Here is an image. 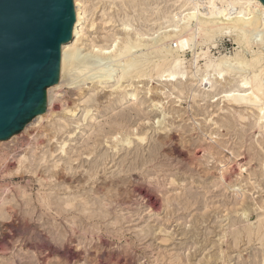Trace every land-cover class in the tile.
Wrapping results in <instances>:
<instances>
[{"label":"rangeland","instance_id":"1","mask_svg":"<svg viewBox=\"0 0 264 264\" xmlns=\"http://www.w3.org/2000/svg\"><path fill=\"white\" fill-rule=\"evenodd\" d=\"M85 3L88 15L98 10L94 13L96 28L85 25V48L77 53L76 63L89 64V73H85L87 69L79 75L72 73L60 98L53 101L51 116L27 126L12 141L0 143V264H263L264 237L249 235L245 230L257 227L259 218L253 215L244 219L247 217L242 211L246 206L252 209L259 203L264 205L262 164H250L249 159H243L240 165L235 163L229 148L237 147L236 138L227 135L225 128L209 135L216 127L212 118L218 121L220 114L217 104L209 102L210 85L198 83L200 76L174 86L155 76L127 80L124 84L133 82L131 86L115 91L119 64L98 56L94 47L109 44L118 27L115 30L103 23V10L109 8L105 0ZM74 4L76 8L75 0ZM218 41V47L211 48L216 57L232 54L238 47L230 36ZM186 56L193 61L192 51ZM102 67L114 69L110 83L100 78ZM231 82L222 87L231 88L235 80ZM78 85H83L81 91ZM128 90H139L137 99L119 102ZM71 108L77 109L72 113ZM253 113L246 121H251L249 125L235 123L238 129L247 130L244 139L248 144L239 151L243 153L251 144L264 157L259 146L261 134L249 130L255 123ZM117 121L126 125L124 130L114 129ZM139 125L146 132L144 143L134 136ZM124 135H132L129 139L133 144L122 142ZM190 139L203 141L204 147L189 151L184 146ZM221 160L226 165L219 164ZM199 162L205 163L208 170L201 169ZM220 165H229L231 170L225 180L220 176L226 167ZM242 165L247 168L244 166L241 175ZM256 170L260 177L252 174ZM234 187L247 192L248 205L238 203L236 193L240 191H233ZM45 200L53 206H46ZM58 203L67 212L60 215ZM231 230L241 233L235 236Z\"/></svg>","mask_w":264,"mask_h":264},{"label":"bare ground","instance_id":"2","mask_svg":"<svg viewBox=\"0 0 264 264\" xmlns=\"http://www.w3.org/2000/svg\"><path fill=\"white\" fill-rule=\"evenodd\" d=\"M75 1H76L77 19H76V24L74 27L73 39L70 42L64 44L62 47V62H61V73H60L59 82L56 85L48 89L47 111L44 114L36 117L32 121V123H29L28 127L32 126L33 124L36 125V122L41 121L42 119L47 118L52 115L53 101H55L54 100L55 98L57 99L60 98L59 96H60V93L63 92L65 81L69 79L72 73H76L79 75V74H82L86 69L87 70L85 71V73H87V71L89 73V70H88L89 64L83 63V62L78 63V61L76 63V60L79 58L78 56L79 54L77 55L79 50H81L82 48L83 49L85 48L84 38L87 35L86 33H84L85 25L88 24L90 25V27L96 28L94 27L95 24L97 23L96 18H94V15H95L94 13H96L97 9L96 8L94 10L92 9L93 11L90 10L93 13V16L88 15L89 9L86 6V3L88 4V2L85 3V0H75ZM105 1L109 4L108 6L109 8L107 9L104 8L105 9L103 10L104 16L102 17L103 19L102 18L101 19L103 20L104 24H107L108 26H114V28L115 27H118V28L117 30L115 28L116 30L115 35L111 39V42L109 44L101 45L97 48L94 47V51L98 53V56L100 57L105 56L104 58H106L107 56L108 57L107 59L112 58V60L114 59L116 61L115 63L118 62L120 69L115 67L116 70L118 69L119 71L118 72L119 74L117 75V79H116L117 82L116 84H114V87L116 86L115 91L117 90L122 91V89L125 90L127 86H131L133 82L131 84L129 83V85H125L124 83L125 81L127 80L131 81V79H134V78H138L142 80V78L145 79V77L154 78L156 76L160 79L162 78L165 81L170 82L171 84H173L172 86H174L176 84H184V82L189 81V80L194 81V79H197V77L200 76V78L197 79L198 83H200L201 85H203L204 83L206 85L207 84L210 85L211 90H208L207 92L210 93L211 99H214V101H210L211 100L210 99L209 102L216 103L217 104L216 106L219 107L216 109L220 111V114L218 115L219 116L218 121H215V118H212V122H214L213 124H215L216 127L218 125L219 126L217 127V129L215 127V130H213V132L209 135L213 136L217 134V132H221V128H225L227 131V135H230V137L233 136L234 139L236 138V141L234 144L237 145V147L235 146V148L234 147L229 148L232 154L235 155L234 156L235 157L234 159H236L235 163L237 164L239 163L240 165L243 159L247 161L249 159L250 164L253 161H259L260 162L259 164H262V168L260 169V172L261 174H264V161L263 163H261L264 157H262L263 155L261 154V151H259L257 148H255L251 144H249L246 147V150L243 153L239 151V149L241 150V148L246 146L245 143L247 142V140H245L244 138L247 135V130L244 131V130L238 129L239 125L238 127L235 125V123H237L238 121L241 122V125L243 124L249 125L251 121L249 123H246V121L252 117L251 112L252 113L254 112L253 115L255 116V123L252 122V124H250L249 130L259 131V133L261 134V138L263 140V141L261 140L262 143L259 146L261 147V150L264 151V4L260 0H201L200 3L195 4L193 6H191L190 2H185L184 0H105ZM97 5L98 3L96 4V6ZM88 16H91V18L88 19ZM150 22H153V23H150ZM152 24H154L155 26L152 27L151 26ZM224 36H230L231 40H233V42L237 44L238 47L235 49L234 53L232 54L220 53V55L216 57L211 53V48L218 47L217 45V43L219 42L218 40L222 39ZM174 40L177 41L176 48L173 46L174 45L173 43L175 42ZM149 45L150 47L148 48ZM187 51H192V54H193L192 62L189 61L186 56ZM80 53L82 54V51ZM202 61L204 62L203 64L200 65ZM113 70L114 69L109 70V68L103 69L102 67L100 71L103 73V76L100 78H103L102 79L103 81H109L113 79V76H114V74L112 73ZM97 71H99V69ZM92 75H95V73ZM234 80L236 84L234 82V85L231 88L227 89L226 86L222 87L224 83L231 82ZM66 84L68 85V83ZM104 85L105 84H103V86ZM82 87L78 85L77 89H80L81 91ZM139 87L140 86H138V88ZM113 88L111 89L112 91H114ZM138 91L136 90L126 91L125 93L122 94L121 98L119 99V102L124 101V103H127L132 100H135V98L137 99ZM178 91L180 92V88ZM177 99H178V96H177ZM153 101H156V100H153ZM198 105H200L199 102H198ZM76 109L71 108L69 109V111L73 113L75 112ZM89 111L90 110H88V113ZM137 112L140 115L141 109H138ZM213 112L215 113V111ZM221 114H228V115H226L225 117H223L224 115L220 117ZM90 116L93 118L92 115ZM86 117L88 116L86 115ZM207 120H206V123H208ZM117 122L118 124L116 125L114 129L124 130L126 125H124L123 122H122L123 124H121L119 121ZM139 126H141L140 128L138 127L139 132L136 133L137 135L134 134V136H138L137 138L138 141L140 143H144L147 140V136L145 134L146 132L143 133V126L142 125H139ZM124 136L126 137L122 139V142L129 141L128 145L134 142L132 140L131 142L129 139V137H131L132 135H124ZM14 138H16V136L12 137L10 140H7V141H12ZM116 138H117V141L120 139L117 136ZM228 142L230 143V140ZM0 143H3V142H0ZM114 146L117 147L118 144ZM124 146L127 149L126 145ZM184 147H186V149L188 148L189 151H194V150H199L203 148L204 143L203 141H195L193 139H190L185 142ZM211 147H214V146H211ZM61 150L66 151L65 147H62ZM210 153H212V151ZM218 153H221V152H218ZM215 154L214 155L212 154L213 157L215 156ZM20 162L22 165L23 164L22 160H20ZM222 162L223 164L226 165V163H224L223 160H221L218 163L220 164ZM198 165L203 166L201 169L208 170L205 163H200ZM239 165L238 166L236 165V166L239 167ZM228 166H225L226 169H224L225 168L224 166H221L223 167L224 172L222 176L220 177L224 178V180L226 177H228V174L231 171L230 169L227 168ZM244 166L242 165L241 169L239 168L241 170V173H240L241 175L245 171ZM248 166L250 165L248 164ZM248 171L249 170L246 169L247 173ZM59 173L61 174V172ZM207 173L208 171L205 174ZM252 174L259 176V177L261 176L259 174V171L257 170L253 172ZM90 177H93V175L91 174ZM243 181L245 182V180ZM172 182L176 183V180L174 179L172 180ZM247 184L250 185V183L248 182ZM252 186L253 188H255L253 184ZM260 186L261 185H259L258 187ZM258 187L256 188L258 189ZM233 191H240V189L239 188L235 189L234 187ZM239 193H236V196H238V199H239L238 203H242L243 205H248L249 196L247 197L246 195L247 192L246 191L244 192V190H242V192L240 191ZM204 200L205 199L203 198V201ZM46 204H47L46 206H49V207H51L52 205L51 203H48V202H46ZM60 205L61 204H59V206L56 205V207H57V212L60 215H62L63 213L67 211L66 209L62 208ZM257 206L256 208L253 206L252 209L249 206H246V208H244V210L242 211H244L243 215L244 216L246 215L247 217V218L244 217V219H249L251 218V216L257 215V217L259 218L257 220L259 223L258 226L257 227L248 226L245 230L247 231L249 235H252V236L253 234L255 236L261 235L260 239H262L264 237V205L259 203V206L258 207ZM207 207L205 208L208 209ZM237 207L235 208L237 209ZM241 208L243 209V207ZM258 210H263V211L262 213H258L257 212ZM58 213L57 215H59ZM244 222L246 223L247 221H244ZM233 232L234 231H232V233ZM234 233H235V236H237L238 234L241 233V230L236 231ZM164 241H166V239H164ZM221 252L223 254V251ZM221 264H222V261H221ZM240 264H243V263H240ZM254 264H258V262Z\"/></svg>","mask_w":264,"mask_h":264},{"label":"water","instance_id":"3","mask_svg":"<svg viewBox=\"0 0 264 264\" xmlns=\"http://www.w3.org/2000/svg\"><path fill=\"white\" fill-rule=\"evenodd\" d=\"M43 2L0 0V142L20 134L47 111L48 89L60 79L62 47L73 39L74 0H64L71 11L55 44L40 29Z\"/></svg>","mask_w":264,"mask_h":264},{"label":"snow or ice","instance_id":"4","mask_svg":"<svg viewBox=\"0 0 264 264\" xmlns=\"http://www.w3.org/2000/svg\"><path fill=\"white\" fill-rule=\"evenodd\" d=\"M70 11V4H65L64 0H44L40 29L49 43L55 44L58 41L65 17ZM2 38V34H0V39ZM36 63L39 64V58Z\"/></svg>","mask_w":264,"mask_h":264},{"label":"built area","instance_id":"5","mask_svg":"<svg viewBox=\"0 0 264 264\" xmlns=\"http://www.w3.org/2000/svg\"><path fill=\"white\" fill-rule=\"evenodd\" d=\"M185 2H190L191 6L198 4L201 2V0H184Z\"/></svg>","mask_w":264,"mask_h":264}]
</instances>
